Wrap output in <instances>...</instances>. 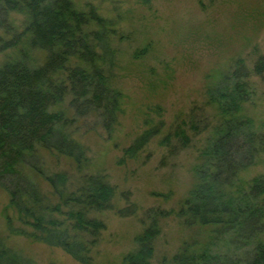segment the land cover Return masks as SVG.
I'll return each mask as SVG.
<instances>
[{"label": "trees", "instance_id": "1", "mask_svg": "<svg viewBox=\"0 0 264 264\" xmlns=\"http://www.w3.org/2000/svg\"><path fill=\"white\" fill-rule=\"evenodd\" d=\"M12 13L25 16L20 33L10 23ZM0 30L11 34L9 40L0 36L1 51L27 42L47 53L40 66L18 60L0 67V187L9 194L19 224L10 220V231L59 248L79 264H95L106 230L98 215L114 209L116 188L105 175L49 173L40 151L71 159L81 172L87 154L74 138L80 123L112 135L124 112L114 71L115 44L125 36L114 20L92 6L80 10L72 0H0ZM253 76L264 77L262 55L253 68L238 60L207 89L208 104L217 109L215 124L195 107L167 129L162 120L146 121V129L124 150V160L135 159L163 134L167 158L176 157L212 131L195 169L197 185L177 211L146 212V227L122 264H156L161 223L171 215L188 227H209L211 235L206 242L184 243L157 264H264V174L246 183L240 178L264 154V131L246 111L255 94ZM63 103L72 116L60 109ZM120 213L136 214V209ZM0 264L36 263L0 237Z\"/></svg>", "mask_w": 264, "mask_h": 264}, {"label": "rangeland", "instance_id": "2", "mask_svg": "<svg viewBox=\"0 0 264 264\" xmlns=\"http://www.w3.org/2000/svg\"><path fill=\"white\" fill-rule=\"evenodd\" d=\"M80 10L94 7L101 16L114 20L125 38L117 41L115 87L123 94L124 112L109 136L101 126L80 123L74 138L86 149L87 163L79 172L71 159L41 150L49 173L68 172L105 175L116 188L114 209L98 215L106 224L94 252L95 264H122L137 246L149 209L177 211L197 185L196 166L201 150L212 136L211 129L196 137L191 148L167 158L161 146L163 134L153 139L135 159L124 160V150L146 129V121L166 123L200 107L217 122V109L207 101V89L244 59L253 68L264 56V0H72ZM18 33L25 16L10 14ZM0 36L9 40L5 30ZM2 45L0 44V51ZM145 51V52H144ZM144 53V54H142ZM47 53L27 42L0 52V67L22 60L32 67L44 63ZM255 94L247 104V114L264 131V77H252ZM60 109L68 110L67 103ZM95 123V119L88 121ZM154 122V123H153ZM264 174V154L240 173L243 183ZM136 209V214L120 213ZM17 214L9 194L0 187V237L5 244L36 264H79L63 250L33 241L10 231ZM162 234L156 243L154 263L172 257L183 244L206 242L209 227H188L171 215L162 220Z\"/></svg>", "mask_w": 264, "mask_h": 264}]
</instances>
